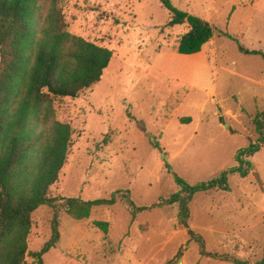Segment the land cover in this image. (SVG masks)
<instances>
[{"label": "rangeland", "instance_id": "rangeland-1", "mask_svg": "<svg viewBox=\"0 0 264 264\" xmlns=\"http://www.w3.org/2000/svg\"><path fill=\"white\" fill-rule=\"evenodd\" d=\"M171 2L264 52V0ZM59 7L67 32L113 57L91 89L54 101L72 141L51 188L54 205L33 214L25 264H38L33 254L50 240L54 217L60 238L44 264H264V146L246 159L254 167L249 176H229V191L190 201L189 227L202 244L180 225L178 204L158 207L181 191L167 168L194 186L235 166L236 153L256 140L264 60L217 33L200 53L178 54L188 26H168L159 0H60ZM114 195L113 206L95 207L81 221L63 207L71 198ZM99 221L109 222L107 234Z\"/></svg>", "mask_w": 264, "mask_h": 264}, {"label": "trees", "instance_id": "trees-1", "mask_svg": "<svg viewBox=\"0 0 264 264\" xmlns=\"http://www.w3.org/2000/svg\"><path fill=\"white\" fill-rule=\"evenodd\" d=\"M59 1L0 0V264H25L33 214L42 206L54 205L51 188L67 161L73 135L70 124L56 119L54 101L75 99L91 89L101 81L113 57L110 49L66 31ZM159 1L169 11L168 26H188L176 42L178 54L200 53L217 33L236 41L242 54L264 60L263 51L244 48L236 38L178 9L171 0ZM254 125L256 140L236 153L235 166L212 180L192 186L167 168L181 191L158 207L178 204L180 225L201 244L189 227L188 205L197 193L229 191L230 175L246 178L253 172L246 159L264 146V111L255 116ZM153 146L159 148L157 143ZM116 200V195L107 200L71 198L63 207L69 217L81 221L88 219L95 207L113 206ZM94 225L105 234L109 231V222ZM58 228L54 217L50 240L33 254L38 264H44L43 256L56 247ZM201 254L209 256L203 248Z\"/></svg>", "mask_w": 264, "mask_h": 264}, {"label": "crops", "instance_id": "crops-1", "mask_svg": "<svg viewBox=\"0 0 264 264\" xmlns=\"http://www.w3.org/2000/svg\"><path fill=\"white\" fill-rule=\"evenodd\" d=\"M212 42V40L209 42V43H211ZM209 43H207V45L209 44ZM206 46V45H205Z\"/></svg>", "mask_w": 264, "mask_h": 264}]
</instances>
